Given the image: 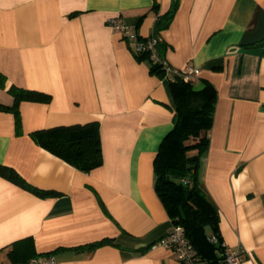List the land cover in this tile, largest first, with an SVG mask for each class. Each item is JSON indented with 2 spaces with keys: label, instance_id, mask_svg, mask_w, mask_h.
Wrapping results in <instances>:
<instances>
[{
  "label": "crops",
  "instance_id": "0c3cea01",
  "mask_svg": "<svg viewBox=\"0 0 264 264\" xmlns=\"http://www.w3.org/2000/svg\"><path fill=\"white\" fill-rule=\"evenodd\" d=\"M0 0V104L10 87L49 95L0 110V264L30 238L58 264H182L150 244L173 226L154 190L153 160L173 128L171 85L107 25L119 18L173 67L199 68L193 89L215 91L199 181L217 210L215 231L264 264V0ZM97 121L101 166L83 172L41 148L34 131ZM106 243L94 249L84 245ZM197 264H209L202 261Z\"/></svg>",
  "mask_w": 264,
  "mask_h": 264
},
{
  "label": "trees",
  "instance_id": "16d2710c",
  "mask_svg": "<svg viewBox=\"0 0 264 264\" xmlns=\"http://www.w3.org/2000/svg\"><path fill=\"white\" fill-rule=\"evenodd\" d=\"M177 4L178 0H173L171 11L157 18L156 32L167 27ZM260 42L264 43V38ZM158 54L161 56L159 52ZM138 56L148 57L146 53ZM148 59L150 61L149 57ZM150 63L151 72L161 74L163 77L162 69L151 61ZM168 83L171 85L174 102V125L163 137L153 160L154 190L172 225L182 227L185 237L193 245L196 261L219 264L220 243L210 241L212 235H216L221 241L215 231L218 214L199 181L202 160L209 145L215 91L207 88L195 90L192 82H183L179 79ZM9 92L14 97V103L11 106L0 104V110L13 112L17 123L19 121L17 105L20 101L46 103L50 99L47 94L13 86ZM31 136L41 148L80 171L89 172L102 164L97 121L54 126L34 131ZM0 176L36 195H55L54 192L37 189L28 184L10 167L0 165ZM106 242L101 240L83 247L94 249ZM8 253L14 263L25 264L35 256L32 240L25 238L12 243Z\"/></svg>",
  "mask_w": 264,
  "mask_h": 264
},
{
  "label": "built area",
  "instance_id": "2783aa9c",
  "mask_svg": "<svg viewBox=\"0 0 264 264\" xmlns=\"http://www.w3.org/2000/svg\"><path fill=\"white\" fill-rule=\"evenodd\" d=\"M107 25L116 34L122 36L130 45L133 46V51L136 55L146 53L150 61L158 65L163 71V79L167 82H174L177 79L183 82H193L198 74L199 68L186 64L183 67L177 68L171 66L164 57L159 56L157 51V39L150 36L140 38L136 33L131 32L128 27L116 17H110L107 20ZM210 241L221 246L219 264H240L243 251L240 248L230 247L220 241L216 235H212ZM162 247L172 251L176 259L182 264H197L195 250L193 245L185 237L184 230L180 226H172L164 236L150 244V248L154 249ZM25 264H58L55 255L42 254L30 258Z\"/></svg>",
  "mask_w": 264,
  "mask_h": 264
}]
</instances>
